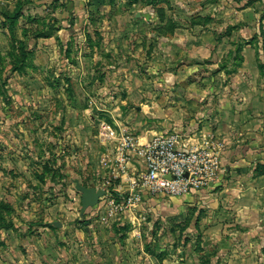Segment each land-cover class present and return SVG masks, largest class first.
<instances>
[{
	"label": "rangeland",
	"instance_id": "obj_1",
	"mask_svg": "<svg viewBox=\"0 0 264 264\" xmlns=\"http://www.w3.org/2000/svg\"><path fill=\"white\" fill-rule=\"evenodd\" d=\"M178 8L177 0H0V264H90L81 256V237H63L65 229L115 230L122 239L134 231L135 244L175 263L264 264V220L243 224L223 196L218 208L208 198L187 204L169 195L126 207L129 190L119 194L125 191L117 190L116 177L110 183L84 177L67 160L78 148L66 139L69 129L91 139L92 148H105L97 137L103 118L181 138L175 130L189 125L186 110L195 97L189 89L200 86L192 83L224 64L233 68L232 61L208 59L194 71L183 55L190 46L174 41L189 24ZM204 31L209 27L188 33ZM9 150L25 154V169L5 168ZM98 151L86 152L88 167ZM81 177L84 185L107 189L83 216L75 187ZM94 238H87L91 252Z\"/></svg>",
	"mask_w": 264,
	"mask_h": 264
},
{
	"label": "crops",
	"instance_id": "obj_2",
	"mask_svg": "<svg viewBox=\"0 0 264 264\" xmlns=\"http://www.w3.org/2000/svg\"><path fill=\"white\" fill-rule=\"evenodd\" d=\"M177 1L181 6V9L178 8L179 13L182 14L180 18L184 20V15L189 14L187 15L189 24L184 27L182 24L179 28V30H185L186 36L185 33L180 34V37L174 38V41L190 46L186 48L183 55L184 59L187 58L190 62H194V71L197 69L196 66L202 65L201 61L208 59L232 61L233 68L227 69L224 64V67L212 73L207 72L200 81L192 83L196 86L199 82L200 86L189 89L195 95L192 105L186 110V112L191 111L186 117L189 125L181 128L183 130H175L181 135L183 143L196 144L211 138L225 142L226 149L222 156L223 168L219 178L210 187L192 191L182 198L169 195L170 199L177 203L187 202L188 204L195 199L208 198L213 203L216 202L215 205L218 208V203H223L220 196H223L224 200H229L228 203L224 202L233 208V212H237L243 224L262 221L264 220V173L258 174L256 170L258 165H264V68L260 67L264 64V38L261 34L260 37H251V35L260 33L262 28L264 32V0H252L250 3L248 0ZM204 27H209L210 31H204L201 35L188 33L196 29H204ZM223 30L225 31L224 36L219 34H223ZM215 31H218L217 36L213 35ZM207 83L211 85L207 86ZM203 98L206 100L202 101ZM7 100L4 98L1 103L2 107L8 106ZM112 119L113 122H110L117 129L128 128L141 139L156 135L152 133L153 130L151 131L153 135L148 132L144 133V131H134L129 124L122 122L119 118L112 117ZM9 121L8 118L7 122ZM69 123L67 122L66 126ZM81 123L84 124V121ZM70 131V129L67 131L66 139L76 141L78 148L77 146L72 147L71 151H75L76 154L72 153L67 160L70 165L80 166L84 170L82 172L84 177L90 175L97 181L101 178L103 183L107 181L110 183L114 176L116 177L114 179L119 180L117 190L125 191L118 192L122 195L129 190L131 182L137 180L145 170L142 160L133 156L124 164L126 171L123 173L116 161L115 142L101 141L98 133L97 137L101 147H105L102 151L99 148L98 151L97 148H92L91 139L82 135L77 136L74 133L73 135ZM155 133L159 132L155 131ZM104 150L108 152H103ZM97 151L100 155L96 159V165L88 167L86 152L95 154ZM11 153V150L3 152L5 168L13 167L16 170L19 166L20 170L25 169V154L19 151L18 154ZM105 160L109 162L106 164ZM89 163H92V160ZM69 164L68 167H70ZM107 167L114 168L112 174L106 170ZM87 168L93 172L87 173ZM82 180L81 177L79 179L81 184ZM142 193V201H145L147 205L166 200L165 194L151 195L144 189ZM61 233L63 237L69 239L76 236L81 237L79 242L86 245V250L81 253V256L83 258L90 256V264H184L175 263L170 258L161 260L147 249L145 243L135 244L134 231L126 232L124 239L121 238L124 233H118L115 230L86 229L83 232L78 229H65ZM89 236L95 237L97 241L92 252L91 248L87 247ZM65 248L68 249V246ZM69 253L71 254L65 251L63 255L68 257Z\"/></svg>",
	"mask_w": 264,
	"mask_h": 264
},
{
	"label": "built area",
	"instance_id": "obj_3",
	"mask_svg": "<svg viewBox=\"0 0 264 264\" xmlns=\"http://www.w3.org/2000/svg\"><path fill=\"white\" fill-rule=\"evenodd\" d=\"M99 137L101 141L116 143V161L123 173L124 164L133 156L145 165L139 178L131 182L123 202L126 207L142 201L143 189L151 195L181 196L210 187L223 168L226 144L220 139L211 138L196 144L183 143L176 134H156L141 139L128 128L117 129L105 118L99 122Z\"/></svg>",
	"mask_w": 264,
	"mask_h": 264
},
{
	"label": "water",
	"instance_id": "obj_4",
	"mask_svg": "<svg viewBox=\"0 0 264 264\" xmlns=\"http://www.w3.org/2000/svg\"><path fill=\"white\" fill-rule=\"evenodd\" d=\"M75 187L81 192V215L83 216L87 210L98 204L100 198L107 194L105 188H98L96 186H86L80 183L79 179H75ZM56 227H62V222H52Z\"/></svg>",
	"mask_w": 264,
	"mask_h": 264
},
{
	"label": "trees",
	"instance_id": "obj_5",
	"mask_svg": "<svg viewBox=\"0 0 264 264\" xmlns=\"http://www.w3.org/2000/svg\"><path fill=\"white\" fill-rule=\"evenodd\" d=\"M140 0H130V2L133 4V3H135V2H139ZM146 1H148V4H155V3H157V0H146ZM238 1H241V0H238ZM252 0H248V3H250ZM263 17H264V14H263ZM262 34V37L264 38V32H262L261 33ZM261 68H264V64H262L261 66H260ZM17 70L18 69H20V68H16ZM256 172L258 173V174H262V173H264V165L262 164L261 166L260 165H258L257 166V170H256ZM147 249L149 250V251H151L150 250V248H149V246H147ZM159 259H162L163 258V256L161 255V254H158V256H157Z\"/></svg>",
	"mask_w": 264,
	"mask_h": 264
}]
</instances>
